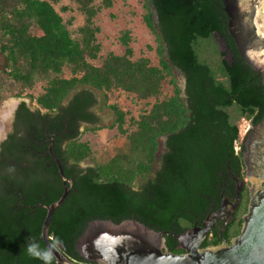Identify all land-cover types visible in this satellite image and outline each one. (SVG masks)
Returning a JSON list of instances; mask_svg holds the SVG:
<instances>
[{
  "label": "trees",
  "instance_id": "obj_1",
  "mask_svg": "<svg viewBox=\"0 0 264 264\" xmlns=\"http://www.w3.org/2000/svg\"><path fill=\"white\" fill-rule=\"evenodd\" d=\"M61 1L0 0V52L5 58L0 100L6 82L14 86L13 96L30 94L41 85L36 96L30 95L36 112L21 102L16 118L26 132L29 125L40 133L46 129V146L52 135V150L70 180L66 198L52 214L50 240L58 238L60 250L72 261L95 264L75 249L87 224L94 219L133 218L152 229L169 231L166 246L177 253L172 233H180L195 216L217 206L233 188V183L221 181L229 177L228 167L235 174L242 167L241 120L256 122L264 117L261 75L240 56L228 33L222 0H140L143 22L156 43L157 64L146 56L134 57L129 29L118 36L122 53L100 54V27L94 19L112 6V0H68L83 18L73 29L74 17L64 19L60 13L70 7L55 8ZM219 37L226 50L220 49ZM173 68L184 77V97ZM166 79L171 94L159 98ZM76 85L154 101L137 116L117 103L107 104L123 144L112 156L98 160L78 130L80 122L98 121L90 110L96 103L94 94L82 88L61 107ZM50 122L54 124L47 128ZM161 136L164 151L151 174ZM7 141L5 153L17 164L8 173L0 170V264H42L26 249L31 242L47 248L40 236L46 211L40 204L59 197L61 179L49 157L25 156L21 140L11 135ZM87 159L94 164L82 167ZM138 177L142 180L135 184ZM245 210L246 195L238 215ZM241 222L238 219L234 233ZM214 242L206 237L201 247Z\"/></svg>",
  "mask_w": 264,
  "mask_h": 264
},
{
  "label": "water",
  "instance_id": "obj_2",
  "mask_svg": "<svg viewBox=\"0 0 264 264\" xmlns=\"http://www.w3.org/2000/svg\"><path fill=\"white\" fill-rule=\"evenodd\" d=\"M222 3L228 18V33L233 37L240 56L261 75L264 86V0H222ZM15 106L11 107L8 120L12 118ZM243 143V163L250 181L248 202L240 231L230 243L201 247L210 230L203 224L177 234L183 252L174 253L165 243L167 231L152 229L133 218L120 222L94 219L77 238L76 251L95 264H264V120L251 128ZM50 154L57 165L62 192L56 200L44 205L46 211L40 236L46 247L52 243L48 236L52 214L70 188L61 161L52 151ZM239 198L238 192L233 208ZM225 202L226 197H222L221 204ZM53 255L54 264H81L64 255L59 245Z\"/></svg>",
  "mask_w": 264,
  "mask_h": 264
},
{
  "label": "rangeland",
  "instance_id": "obj_3",
  "mask_svg": "<svg viewBox=\"0 0 264 264\" xmlns=\"http://www.w3.org/2000/svg\"><path fill=\"white\" fill-rule=\"evenodd\" d=\"M99 2L100 0H95ZM113 4L110 8H104L95 17L94 22L100 27L97 34L98 41L101 44L100 54L103 56L108 51L114 53H122L123 47L118 41L120 31L129 29L131 35V46L133 48L134 57L146 56L151 60L152 64H157V56L155 53V40L153 34L146 28L142 14L144 9L140 0H112ZM68 5L70 10L61 11L64 19L73 16L72 29L82 24V15L76 10L75 4L70 3L68 0H62L60 4H56L55 8L60 11L61 5ZM217 41L220 44L219 38ZM220 49L223 47L220 45ZM4 62V55L0 54ZM173 74L176 82L181 88L184 87V77L176 68H173ZM89 89L95 96L96 103L90 110L97 115L98 121L95 124H82L79 126V137L82 140H87L94 152L96 159L112 156L117 147L123 144V139L118 136L117 130L114 125L115 115L113 111L107 106L108 103H117L120 108L127 110L129 115L137 116L144 109L149 108V104L154 101V98L148 100H139L133 94H128L123 91L103 92L101 90L92 88L90 86L76 85L63 99L62 104H65L68 98L80 89ZM14 86L6 82L2 94L3 99L0 100V111L4 103L9 99H14L15 105L24 100L30 108L37 107L34 100L30 95L36 96L41 91V85L37 84L30 90V94L23 96H13L11 92ZM172 87L167 79L162 82L161 92L159 98H163L171 94ZM181 96L184 97L183 90ZM8 125V124H7ZM7 127V126H6ZM248 127V120L242 119L240 122V139L244 135ZM5 130V129H4ZM3 130V131H4ZM2 131V132H3ZM0 132V134L2 133ZM164 151V136L158 138V149L155 153V160L152 166V172L158 167V162L161 153ZM94 161L91 159L84 160L80 163L82 167L93 165ZM142 178L138 177L135 184L141 181Z\"/></svg>",
  "mask_w": 264,
  "mask_h": 264
},
{
  "label": "flooded vegetation",
  "instance_id": "obj_4",
  "mask_svg": "<svg viewBox=\"0 0 264 264\" xmlns=\"http://www.w3.org/2000/svg\"><path fill=\"white\" fill-rule=\"evenodd\" d=\"M219 41H220V45L223 47V49L226 50V46L224 45V43L220 39V37H219ZM0 54H2V53L0 52ZM4 60H5V58H4ZM4 66H5V61L3 62L2 57L0 56V70ZM73 94L68 98V100L66 101L65 104H62V102H61V107L64 108L68 105V102L72 98ZM21 102L25 103V105L29 111L36 112V110H37V107L30 108L24 100H20L16 104V106L14 107V110L12 112V118L10 120H8V117H6L5 122L0 123V132H2L5 129L0 134V170H5L7 173L10 172L11 170H13V168L17 164V162H15L16 159H14L10 153H8V154L5 153L6 150L4 149L6 146H8L9 142L7 140L11 135L16 140L22 141L23 144L20 146V149H21V152L23 151L25 153V156H28V154H36L38 156L42 155L43 157H46V158L49 157L50 163L55 162L54 158L50 154V151L53 152V150H52V145H53L52 135L49 136L50 142L46 146L45 145V142H46L45 134L47 133L46 129H43V133H40L39 128L35 129L36 126L29 125L28 129H30V131L26 132V131H24L25 130L24 126L22 127L20 122L17 120L16 112L17 111L19 112V109H20L19 105ZM55 114H56V112H53L50 115L54 116ZM262 120H264V117L261 118L259 121H256V122H252V121L248 120L247 130L245 131L244 135L240 139V141L242 142V147L240 148L242 167H241L239 173H237V174L234 173V170H232L230 167H228L227 171L230 172V175L227 178V180L221 181V183H225V185H226V183H233V186H232L233 188L230 190V192L228 194L221 196V200L217 206H215V207L210 206L207 211L202 212L198 216H195L194 219L192 220V223L190 225L184 227V229L181 232H183L184 230H186L190 227H193V226H202L203 224L209 226L210 230L208 231L206 237H210V238L214 239L215 242L212 245H208V246H216V245H221L224 243H230L231 239L239 233L242 222L240 224V228H239L237 233L236 232L234 233V226L238 222V219H241V221H242V215L246 211L245 210L243 213L238 215V212L240 210V205H241V202L244 198V195H246V207H247L248 187H249V183H250L248 176H246V169H245V165L243 163V152L245 151V146H244L243 142L245 141V139H246L247 135L249 134L251 128L253 126L257 125L258 123H260ZM45 121H46V119H44V122ZM52 124H54V123L50 122V124L47 125V128L51 127ZM82 124H87V123L80 122L79 126ZM79 126H78V130H79ZM18 138H21V139H18ZM53 154L55 155L54 152H53ZM9 156H10V158H9ZM55 156H57V155H55ZM22 164L27 165V160H22ZM9 183H13V182H9ZM238 192L240 194V198L237 201L236 207L233 208L234 202L236 201V199L238 197ZM222 197H226V202L224 205L221 204L222 203ZM40 205L44 207L45 204L41 203ZM230 213H232L231 217H229ZM159 231H164V230H159ZM167 232H169V231H167ZM180 233H177V234H180ZM165 234H164V237H165ZM168 234H170V232ZM177 234L172 233V235L176 239L175 249H179L180 251L177 253H180V252H183V250L179 247L178 240L176 238ZM49 238H51V237L49 236ZM203 240H202V242H203ZM165 242H166V239H165ZM202 242H201V245H202Z\"/></svg>",
  "mask_w": 264,
  "mask_h": 264
},
{
  "label": "clouds",
  "instance_id": "obj_5",
  "mask_svg": "<svg viewBox=\"0 0 264 264\" xmlns=\"http://www.w3.org/2000/svg\"><path fill=\"white\" fill-rule=\"evenodd\" d=\"M60 244V240L57 238L47 248H41L39 243L31 242L27 245V253L35 259H38L42 264H53L54 255L53 252Z\"/></svg>",
  "mask_w": 264,
  "mask_h": 264
},
{
  "label": "bare ground",
  "instance_id": "obj_6",
  "mask_svg": "<svg viewBox=\"0 0 264 264\" xmlns=\"http://www.w3.org/2000/svg\"><path fill=\"white\" fill-rule=\"evenodd\" d=\"M14 101H15L14 99H9L4 103V105L0 111V123L5 122L6 117H8V114H9L11 107L13 105H15Z\"/></svg>",
  "mask_w": 264,
  "mask_h": 264
}]
</instances>
